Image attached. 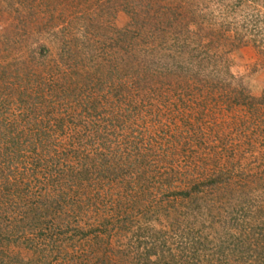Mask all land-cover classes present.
Here are the masks:
<instances>
[{
    "label": "rangeland",
    "instance_id": "rangeland-1",
    "mask_svg": "<svg viewBox=\"0 0 264 264\" xmlns=\"http://www.w3.org/2000/svg\"><path fill=\"white\" fill-rule=\"evenodd\" d=\"M180 1L0 0V122L13 121L20 127L25 105L19 106L18 93L28 85L31 87L34 80L32 83L30 80L39 76L49 79L42 84L47 97L48 91L57 88L60 98L53 105L57 117L63 118L54 132V154L60 167L58 175L55 174V189L60 196L58 212L46 215L42 221V227L46 223L48 229L40 235H36L38 229L33 234L26 231L16 244L3 250L5 255L35 257L43 264H99L98 259L105 254L113 264H123L126 257L123 252H129L138 239L134 225L143 227L147 223L159 227L157 220H147L149 216L142 219L141 215L131 217L133 221L139 220L127 230L116 227L112 216L119 217L125 207L122 202L125 189L129 188V196L138 190L133 178L135 168L128 175L118 177L99 167L100 173L90 168L83 181L77 179L76 173L101 150L108 159L112 153L124 151L126 142L140 131L142 135H154L157 129L158 133L167 135L174 142L169 149L179 159L184 157L180 160L181 168L194 165L195 176L217 167L234 171L240 186L239 197L243 198L247 192L249 198L261 200L264 206V106L248 109L250 99L246 100V95L257 98L264 90V0H240V3L239 0H192L197 16L191 18L188 14L180 23L188 22L191 30L209 24L214 32L217 28H229L222 34L223 46L215 48L216 42L210 43L207 38L200 42L205 45L209 42L205 47L211 55H220L225 49L221 56L227 59L230 75L226 77L230 86L229 90L213 91L212 95L199 85V89H189L186 96L183 93L182 98L177 97L180 90L172 82L179 75L150 71L143 81L137 80L141 78L140 61L146 59L152 67L157 58L149 50L146 33L149 36L152 30L150 39L161 30L168 34L167 25L174 23H168L169 19ZM199 13L208 14V18L200 19ZM249 15H252L250 22ZM125 27L126 36L131 38L127 44L117 34ZM194 40L198 41L197 37ZM24 82L28 84L23 85ZM142 84L152 88L150 97L136 100V89L140 90ZM118 89L119 92H114ZM112 92L119 95L128 92V97L139 103L138 120L126 118L122 124L123 117H107L109 107L113 109L119 103L109 102ZM243 97L247 103L234 101ZM89 103L96 109L91 110ZM108 129L109 134H103ZM4 133L2 129L0 134ZM5 139L3 136L0 139L1 167L4 156L11 151L8 138ZM65 170L70 171L68 178ZM4 172L5 167L0 170V183L20 187L22 182L18 183L16 177L27 179L19 165L18 170L6 168L3 177ZM44 177L37 174L36 180L30 181L35 186L33 191L40 187L45 191L44 185H50L48 177ZM162 217L160 214V220ZM103 219H110L116 225L107 238L96 229Z\"/></svg>",
    "mask_w": 264,
    "mask_h": 264
},
{
    "label": "trees",
    "instance_id": "trees-1",
    "mask_svg": "<svg viewBox=\"0 0 264 264\" xmlns=\"http://www.w3.org/2000/svg\"><path fill=\"white\" fill-rule=\"evenodd\" d=\"M240 2L239 0L237 3ZM188 14L191 18L197 16L193 1L181 0L174 7V13L169 19L168 23H174L171 26L167 25L170 29L168 34L161 33L164 32L161 30L156 37L150 39L152 30L149 36L147 31H143L150 41L149 50L154 53V59L157 58L152 67L148 66L149 62L146 59L140 61L141 78L137 80L143 81L144 77H147L144 75L150 71L155 74L171 73L173 77L179 75L178 80L174 78L175 80L172 81L177 84L175 88L180 90L177 93L179 98H182L183 93L186 96L188 94L186 92L191 88L199 89V85L205 87L212 95L213 91L229 90L230 82L226 77L230 75L227 59L221 56L223 52L225 53V49L220 51V55H211L205 47H208L209 42H216L215 48L223 46L222 34L229 28L225 30L217 28L214 32L209 24L199 25L196 30H191L187 27L188 22L180 23L186 15L188 17ZM198 16L201 19L208 14L199 13ZM249 16H251L250 22L252 15ZM257 16L259 17L258 14ZM254 21L256 23L258 18L256 17ZM127 30L128 28L125 27L117 31L121 42L126 44L131 40L126 36ZM137 36L139 35L135 37ZM194 37H197L198 41H195ZM204 38L209 41L206 45L200 42ZM123 49L126 50V47ZM218 57L220 59H217ZM45 81L48 82L49 79L33 77L30 80V83L33 82L31 87L28 85L18 93L19 106L25 105L24 122L19 128L13 121L6 124L0 122V133L2 129L3 133L5 131L4 135L0 134V139L2 136L5 141V138H8L11 150L2 160L4 166H0V170L5 167L2 176L4 177L6 168L18 170V165L22 167L21 173L27 176L24 181L22 177H16L18 183L22 182L20 187L18 184L12 186L13 184L10 183H0V264H43V261L35 257L22 259L17 255H5L3 250L10 244H16L26 231L33 234L34 230L38 229L36 235H40L49 228L45 227L46 223L44 228L41 225L46 215L51 213L53 216L58 212L57 202L60 201V196L59 191L55 189V174L60 172V167H58L59 159L54 154L56 147L54 132L62 124L63 118L57 117L58 112L55 113L56 106L53 105V101L60 98V94L57 95L55 88L48 91L47 97L42 88ZM24 84L27 85L28 82ZM61 86L58 89L60 91L63 87ZM150 89L152 88L142 84L140 90L136 89V95L140 97L136 96L135 99H149ZM114 92L110 95L112 99L108 98V100L112 103L119 102L116 105L119 110L117 111L115 106L113 109L109 107L107 117L111 119L123 117L122 124L126 122V118L138 120L139 103L137 104L134 98H129L128 92L122 95ZM246 98V100L250 99L249 103L244 97L241 101L237 99L234 101L244 104L246 102L248 109L264 106V90L257 98L247 95ZM108 100L106 99V102ZM143 104L141 101V105ZM88 105L92 107L91 110L96 109L93 103ZM154 130V135H142L140 130V134L134 133L130 141L126 142L124 151L112 153L109 159L101 150L92 159L89 158V164L85 163L86 165L81 166L76 173L77 179L83 181L88 177L90 168H95V173H100L98 167L100 170L102 168L114 177L126 176L131 168L132 170L135 168L133 178L138 190H135L130 197L127 195L130 192L129 188L125 189L122 201L125 202V207L120 211L119 217L112 216L117 226L110 220L112 218L103 219V222L96 226L99 230L97 232L107 238L110 236L109 232L115 230V226L127 230L132 226L131 223L134 225L139 219L133 221L131 219L133 215H141L142 219L149 216L147 220L154 218L159 222V227L156 228L146 225L147 223H144L143 227L134 225L135 236L138 239L129 252H123L126 256L123 257V264H264V206L261 200L249 198L247 192L243 198L239 197L240 186L234 178L235 172L232 173L229 168L217 167L205 173H197L196 176L192 174L196 169L194 165L181 168L180 160H184V157L179 159L177 153L169 149V146H173V140L163 133H158L157 129ZM160 130L164 131L163 128ZM109 132L110 129L103 134ZM178 141L179 138L176 142ZM164 147L168 149L164 150ZM157 148L161 149L157 150ZM68 150L70 152L69 145ZM53 172L54 176H52ZM68 172L70 171H67V178ZM37 174L41 178L48 177L50 185H44L45 191H42L43 187L33 191L35 186L33 187L30 181H35ZM148 197H151V200H148ZM127 200H130V203H127ZM131 209L135 211L132 212ZM160 214L163 215L161 220ZM86 231L90 232L88 229ZM103 256L104 258L98 259L99 264L114 263L105 254Z\"/></svg>",
    "mask_w": 264,
    "mask_h": 264
}]
</instances>
